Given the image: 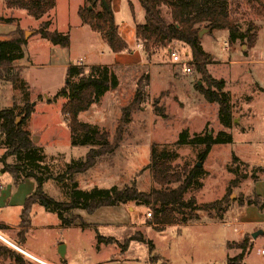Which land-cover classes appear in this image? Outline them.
<instances>
[{
    "label": "rangeland",
    "instance_id": "rangeland-1",
    "mask_svg": "<svg viewBox=\"0 0 264 264\" xmlns=\"http://www.w3.org/2000/svg\"><path fill=\"white\" fill-rule=\"evenodd\" d=\"M98 3L96 11L100 10ZM78 4L83 5V0H55L51 10L35 18L24 9L7 8L5 0H0V40L24 38L21 44L23 55L10 67L13 73L18 72L19 80L15 85L0 80V107L15 105L19 111L25 103L31 105L32 111L23 127L29 130L32 141L42 147L47 156L46 163L54 173H60L72 160L83 159L91 145H71V133L60 112L64 99L53 98L67 81L65 68L57 65L63 60H68L69 64L72 60L71 57L67 59V47L55 46L35 31L42 21H47V30L67 34L68 25L80 19L76 12ZM257 9L261 7L256 3L230 0L231 16L238 20L242 31L249 23L264 27V16L259 15ZM163 12L169 15L165 6ZM208 39L216 58H228L233 43L230 48H225L229 42L219 30ZM101 48L99 45L97 49ZM185 48L189 50L178 41L156 47L148 59L161 62L167 75L155 73L150 78L149 73L140 75L142 70H139L135 77H124L119 86L106 91L87 111L78 114V120L99 132H106L109 141H113L122 109L131 102L138 82L145 91L142 101L131 110L130 121L113 152L99 157L92 167L74 174L73 178L82 190L125 187L134 182L138 191L149 192L157 184L144 167L150 161L154 146L157 152L168 151L170 165L175 170L183 166L189 169L200 162L202 176L184 195L185 199L194 197L197 204L222 198L234 171L245 174V179L230 188L229 201L221 219H218V211L210 210L199 212L198 220L194 222L154 226L150 224L152 210L146 204L129 202L101 207L93 213L77 209L74 214L81 219L74 225L61 226L55 212L34 203L30 226L22 235L19 226L21 202L33 192L35 182L26 179L14 184L10 174L3 172L0 162V191L14 196L12 204L0 207V264H13L6 249L13 250L24 264H43L23 253L22 248L34 252L49 264H227V259L239 253L237 244L245 235L249 236L252 245V231L249 233L247 227L234 222L239 208L235 198L240 193H250L252 181L264 177V92L255 84L252 86L254 79L264 85V68H257L264 62L252 66L230 65L228 72V65L215 68L218 73L214 78L224 81L223 90L228 92L232 106V122L229 127H224L217 119V104L207 103L195 89V84L204 86V83L191 57L187 60L191 66L189 74L183 72L181 63L171 61L170 51L185 61ZM259 60H264L263 53ZM212 65L207 66L211 69ZM239 67H244L246 72V75H240L243 81L237 80ZM248 69H252V82L248 81L251 80ZM20 83L24 85L22 89ZM156 107H162L165 117L158 115ZM16 119L19 122L21 115ZM183 130L187 131V139L207 133L215 136L218 131L230 134L232 139L231 142L214 144L201 161L198 155L203 145L175 144ZM3 152L4 148L0 147V156ZM12 161L11 157L5 159V163ZM66 185L50 179L42 184V189L55 201H67ZM228 221L233 224L223 225ZM138 235L152 242L157 260H149L147 243L132 239ZM22 236L24 241L20 242ZM101 237L111 238V242L105 243ZM60 244L64 246L62 257L58 254ZM263 246L264 235H261L244 255L241 264H263Z\"/></svg>",
    "mask_w": 264,
    "mask_h": 264
},
{
    "label": "trees",
    "instance_id": "trees-1",
    "mask_svg": "<svg viewBox=\"0 0 264 264\" xmlns=\"http://www.w3.org/2000/svg\"><path fill=\"white\" fill-rule=\"evenodd\" d=\"M106 6L97 0H83L84 5L78 8V16L82 23L92 30L100 33L109 49L116 53L128 50V44L120 37L114 22L110 8V0H105ZM143 10L144 22L135 25V38L141 44L142 50L148 58L158 46H167L172 41H178L189 47L191 62L196 66L204 86L195 84V89L207 103H215L218 106L217 119L224 126L229 127L232 122V106L228 92L223 90L224 81L212 77L206 70V64L210 62L209 53L202 50L198 32L201 29L208 31L226 29L229 44L239 41L247 48L253 46L256 38L257 26L249 23L244 31L240 30L238 20L230 13V0H137ZM55 0H5L7 8L24 9L27 14L35 18L41 17L54 6ZM99 2V3H98ZM247 3H256L261 7L257 9L259 15L264 16L263 0H246ZM98 5L100 10L96 11ZM90 6V9L88 8ZM167 7L169 15L163 12ZM47 21H42L35 31L43 38L48 39L54 45L68 47L69 35L49 31L46 29ZM24 38L0 40V80L13 83L19 80L18 72L10 70L11 63L22 57L21 44ZM67 81L55 94L54 99H64L60 112L65 117L71 133V145H91L83 159L72 160L65 165L60 173H54L52 167L46 163V154L41 146L35 144L28 129L23 127L24 121L30 115L32 108L29 103L16 111L15 105L8 108L0 107V147L4 148L0 156L3 164V172H8L14 184L25 179H33L35 189L27 195L20 211L19 226L25 235L30 226V212L34 203L41 204L44 208L55 212L61 226L74 225L80 216L74 214L77 209L86 213H93L101 207L124 205L129 202L144 203L152 210L153 217L150 224L164 226L173 223H188L198 220L199 212L218 211V219L229 201L230 188L237 186L240 180L245 179V174L233 172L234 177L228 183L227 193L220 199L197 204L194 197L185 199V193L197 184L202 176L201 167L191 166L189 169L183 166L175 170L170 165L168 151L157 152L152 146L150 161L144 167L151 173L156 188L149 192L138 191L133 182L130 186L109 188L94 187L90 190L78 188L73 176L76 173L86 171L92 167L99 157L113 152L126 124L130 121L131 110L142 101L144 89L136 85L131 102L122 109L121 117L115 130L113 141H109L106 132H99L86 122L78 120V114L87 111L106 91L113 90L118 85V80L113 70L105 65H76L69 64L66 68ZM140 79V78H139ZM148 84L146 83L145 86ZM23 83H20L22 89ZM158 115L165 117L162 107L155 108ZM17 115L21 120L15 123ZM231 135L224 131H218L215 136H193L187 139V131L183 130L175 144L185 143L201 144L203 150L198 158L203 161L214 144L231 142ZM11 157V163H5V159ZM237 160L236 157L233 158ZM55 180L66 185L69 196L67 201H55L42 189V184L47 180ZM67 182V183H68ZM174 185V186H173ZM238 206H256L264 211V199L254 192L240 193L235 198ZM216 215V216H217ZM251 235V233H250ZM136 239L147 243L149 260H157V254L153 253V244L141 235ZM105 243L111 242V238L101 237ZM24 241V237L20 242ZM248 235H245L237 244L239 253L227 259V264H241L247 251L251 248ZM13 264H24L13 250L6 249Z\"/></svg>",
    "mask_w": 264,
    "mask_h": 264
},
{
    "label": "crops",
    "instance_id": "crops-1",
    "mask_svg": "<svg viewBox=\"0 0 264 264\" xmlns=\"http://www.w3.org/2000/svg\"><path fill=\"white\" fill-rule=\"evenodd\" d=\"M84 5V2H83ZM82 4H78L76 7V12ZM110 8L113 13L114 22L117 27V32L120 37L128 44V50L122 52H112L105 40L101 37L100 33L92 30L88 25L79 21L73 25H68V35H69V45L67 47V59L72 58L70 61L71 64L90 66V65H105L110 67L115 73L118 86L121 84V80L124 77L128 76L130 79L136 76L139 70H142L140 75L145 72V74L154 75L155 73H166L162 67V64L152 61L148 59L142 50V46L140 43L136 41L135 38V25L141 24L144 22L143 18V10L139 5L137 0H110ZM78 14V13H77ZM257 26L256 30V38L252 47L247 48L244 44L239 41H235L232 45V54L228 56V58H216L210 48V43L208 36L212 33H215L217 30L207 31L204 36L200 37V46L203 51L207 52L211 56L210 62L206 64V68L208 73L214 77L217 67L220 65H228L227 72L229 71L230 65L241 66L244 64L252 66V64H260L264 62V60H259V56L264 54V27ZM219 31L223 34L224 38L227 40L228 32L226 29H219ZM210 38V37H209ZM102 47L101 49H97L98 46ZM56 46V45H55ZM104 48V49H103ZM225 48H230V44H225ZM103 49V50H102ZM54 51H52L53 53ZM56 53V50H55ZM57 54V53H56ZM184 56L186 57V61L190 58L189 50L184 49ZM69 63V64H70ZM68 60H63L61 63H58L62 68H67ZM213 64L210 69L207 65ZM264 65H260L257 68ZM216 68V69H215ZM154 71V73H153ZM249 75L252 82V69L249 70ZM258 72V70H257ZM237 80L243 81L241 79L242 74L246 75L244 71V67H239L237 71ZM157 75V74H156ZM261 75V74H259ZM262 76V75H261ZM264 77V76H262ZM246 81V80H244ZM239 85H242L237 82ZM261 91L264 92V85L259 83V80L254 79V83ZM244 86V85H242ZM244 89V88H243ZM36 144V143H35ZM38 145V144H37ZM26 180V179H25ZM24 181V180H23ZM35 188V186H34ZM252 192L259 195L262 199H264V177L255 178L252 181ZM250 191V192H251ZM14 197L11 193H6L4 191H0V207L7 204H12ZM24 202V200H23ZM21 202V206L23 204ZM236 214V220L234 221L236 225L247 227L250 231H256L257 229H262L264 231V211H261L256 206H239ZM243 231V229H241ZM261 235H264L261 234ZM261 235H258L256 239L252 240V245L260 238ZM264 247V246H263ZM22 248V247H21ZM26 255L35 259L37 262L43 264H49L45 259L41 258L37 254L32 251H29L25 248H22ZM262 259L264 261V250L262 252Z\"/></svg>",
    "mask_w": 264,
    "mask_h": 264
},
{
    "label": "water",
    "instance_id": "water-1",
    "mask_svg": "<svg viewBox=\"0 0 264 264\" xmlns=\"http://www.w3.org/2000/svg\"><path fill=\"white\" fill-rule=\"evenodd\" d=\"M97 1H100L104 6H106V1L105 0H97ZM90 9V6L88 7ZM208 30L207 29H201L199 32H198V36L200 37L203 33H206ZM200 82H198L199 84ZM15 123H18V120L16 119ZM196 166H200V162H197L196 163ZM264 231L262 229H257L256 231H253L251 233V237L252 239L256 238L258 235H261L263 234ZM63 252H64V246L62 244L59 245L58 247V254L62 257L63 256Z\"/></svg>",
    "mask_w": 264,
    "mask_h": 264
},
{
    "label": "built area",
    "instance_id": "built-area-1",
    "mask_svg": "<svg viewBox=\"0 0 264 264\" xmlns=\"http://www.w3.org/2000/svg\"><path fill=\"white\" fill-rule=\"evenodd\" d=\"M170 56H171V61L172 63H181L182 64V70L183 72L189 74L191 72V66L188 64V62L185 60V61H181L179 56L173 52V51H170ZM148 215L150 216V213H148ZM233 223L231 221H228V222H224L223 225H232ZM234 230H236V228H234ZM263 264H264V261H263Z\"/></svg>",
    "mask_w": 264,
    "mask_h": 264
},
{
    "label": "bare ground",
    "instance_id": "bare-ground-1",
    "mask_svg": "<svg viewBox=\"0 0 264 264\" xmlns=\"http://www.w3.org/2000/svg\"><path fill=\"white\" fill-rule=\"evenodd\" d=\"M18 249V248H17ZM20 250V249H19ZM23 251V250H22Z\"/></svg>",
    "mask_w": 264,
    "mask_h": 264
}]
</instances>
